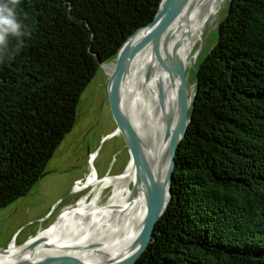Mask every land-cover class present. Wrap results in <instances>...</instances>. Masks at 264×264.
Instances as JSON below:
<instances>
[{"label":"trees","instance_id":"16d2710c","mask_svg":"<svg viewBox=\"0 0 264 264\" xmlns=\"http://www.w3.org/2000/svg\"><path fill=\"white\" fill-rule=\"evenodd\" d=\"M160 1L18 0L31 34L0 63V210L31 190L100 64ZM194 83L171 199L134 264H264V0L228 1Z\"/></svg>","mask_w":264,"mask_h":264},{"label":"bare ground","instance_id":"6f19581e","mask_svg":"<svg viewBox=\"0 0 264 264\" xmlns=\"http://www.w3.org/2000/svg\"><path fill=\"white\" fill-rule=\"evenodd\" d=\"M225 0H187L175 20L161 36L158 53L146 47L135 59L119 84L121 96L126 101L128 115L137 131L141 150L149 160L166 199L164 177L167 169L169 133L181 112V97L176 69L185 74L195 61L201 35L212 22ZM136 38V37H135ZM135 38L130 39L123 53ZM112 66H105L109 72ZM183 122L178 124L180 133ZM95 153L90 156L92 162ZM135 182V171L130 160L118 175L98 179L93 168L82 186L73 191L89 188V193L77 202L76 207L60 215L48 228L35 237L42 242L33 248L9 243L0 252V264H24L52 256L74 255L86 263L116 264L124 261L134 250L146 208L145 188L142 181L122 193V187ZM110 189L103 205L98 204L99 194ZM91 195L90 201H85ZM23 244V243H22ZM20 246V247H19Z\"/></svg>","mask_w":264,"mask_h":264},{"label":"rangeland","instance_id":"374dc122","mask_svg":"<svg viewBox=\"0 0 264 264\" xmlns=\"http://www.w3.org/2000/svg\"><path fill=\"white\" fill-rule=\"evenodd\" d=\"M228 1L225 0L216 18L203 31L197 46L198 57L186 72L190 95L194 91L196 68L216 43L217 26L226 14ZM105 84L104 69L99 67L80 95L75 124L46 164L44 172L50 173L38 179L26 195L0 210V249H5L10 242L24 243L52 225L56 217L76 207L90 189L78 192L71 189L82 186L92 168L98 179L118 175L123 170L129 158L122 137L113 135L116 125ZM92 153L95 156L90 163ZM77 181L80 184L73 188ZM131 184L123 186L122 193L131 189ZM109 193L110 189L100 192L99 205L106 202ZM90 198L89 194L85 201Z\"/></svg>","mask_w":264,"mask_h":264},{"label":"water","instance_id":"95a60500","mask_svg":"<svg viewBox=\"0 0 264 264\" xmlns=\"http://www.w3.org/2000/svg\"><path fill=\"white\" fill-rule=\"evenodd\" d=\"M187 0H161L152 20L138 28L130 37H128L119 48L113 61L108 63H101L100 67L104 69L106 77V96L108 105L114 123L116 125L113 135L122 137L127 154L128 160L133 165L135 171V182L131 184V191H135V184L142 181L145 188L146 208L142 220V226L139 231V238L136 247L132 253L122 262L116 264H134L141 254L147 249L148 244L152 241L154 227L158 219L164 214L170 199H171V180L172 172L175 166V153L180 140L182 139L186 130L187 124L190 120L189 111L192 107V101L195 97V89L193 93L189 94L187 84V77L183 68L176 69L177 78L179 81V91L181 97V112L174 127L169 133V150L167 157V169L164 177V187L166 188V199L163 201L161 198V189L158 185L157 179L151 168V164L139 145L137 131L133 122L128 115L126 101L121 96L119 91V84L125 77L126 73L131 68L135 59L141 52L148 46H151L154 53H158L159 43L162 34L175 20L181 9L185 6ZM136 37V38H135ZM135 38L129 47L121 53L126 43ZM199 49L197 48L196 54ZM112 65V69L106 72L105 66ZM194 66V61L191 62ZM196 83H194V88ZM183 122V127L180 133H177L178 124ZM50 172H44L40 177H43ZM73 191V189H71ZM57 220V217L55 221ZM42 239L35 237L28 245L24 242L20 246H34L40 244ZM13 243V242H12ZM19 246V247H20ZM5 249H0V252H5ZM24 264H88L74 255L61 254L47 256L33 262ZM91 264V263H89Z\"/></svg>","mask_w":264,"mask_h":264},{"label":"clouds","instance_id":"9594fccd","mask_svg":"<svg viewBox=\"0 0 264 264\" xmlns=\"http://www.w3.org/2000/svg\"><path fill=\"white\" fill-rule=\"evenodd\" d=\"M18 0H0V63L13 61L31 30L17 10ZM15 40V44L11 41Z\"/></svg>","mask_w":264,"mask_h":264},{"label":"built area","instance_id":"2783aa9c","mask_svg":"<svg viewBox=\"0 0 264 264\" xmlns=\"http://www.w3.org/2000/svg\"><path fill=\"white\" fill-rule=\"evenodd\" d=\"M90 156H91V154H90ZM90 156H89V157H90ZM89 157H88V158H89ZM78 184H80V181L75 182L73 188H74L76 185H78Z\"/></svg>","mask_w":264,"mask_h":264}]
</instances>
